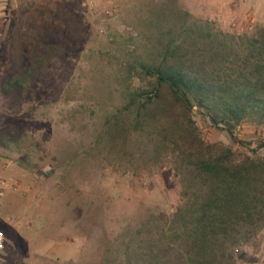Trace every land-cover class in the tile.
<instances>
[{
	"label": "rangeland",
	"instance_id": "1",
	"mask_svg": "<svg viewBox=\"0 0 264 264\" xmlns=\"http://www.w3.org/2000/svg\"><path fill=\"white\" fill-rule=\"evenodd\" d=\"M260 26L264 0H0V179L20 183L0 200V264H123L129 245L159 255L187 172L172 146L153 152L149 131L134 133L129 121L127 142H112L109 118L127 102L129 65L140 73L184 38L191 48L193 31L245 35ZM13 57L22 68L50 67L18 100L1 93ZM195 120L206 141L248 153ZM235 133L255 141L264 126L243 123ZM238 253L237 264H264V229Z\"/></svg>",
	"mask_w": 264,
	"mask_h": 264
},
{
	"label": "trees",
	"instance_id": "2",
	"mask_svg": "<svg viewBox=\"0 0 264 264\" xmlns=\"http://www.w3.org/2000/svg\"><path fill=\"white\" fill-rule=\"evenodd\" d=\"M188 39L191 48H186L185 38L180 45L170 42L161 61L142 65L140 73L129 65L127 102L109 118L112 142H127L122 124L129 121L132 132L149 131L153 152L172 146L187 172L184 202L175 207L173 226L160 229L161 238L167 240L161 248L156 246L159 255L146 257L144 252H131L129 245L123 264H237L241 246L264 229V156L260 154L264 138L246 141L235 133L243 123L264 126V26L245 35L200 29ZM49 54L43 52L42 60L50 59ZM11 61L1 80V93L7 98L18 100L31 90V77L38 70L44 78L50 73L49 66L22 68L16 58ZM196 114L248 153L206 141ZM142 243L135 250H144ZM171 250L180 252V257L172 260Z\"/></svg>",
	"mask_w": 264,
	"mask_h": 264
},
{
	"label": "built area",
	"instance_id": "3",
	"mask_svg": "<svg viewBox=\"0 0 264 264\" xmlns=\"http://www.w3.org/2000/svg\"><path fill=\"white\" fill-rule=\"evenodd\" d=\"M102 2L107 3L108 0H102ZM115 12H116L115 6L112 5V6L106 7L103 10V16H102L103 21L107 22V20L113 18ZM101 32L104 33L103 30ZM18 186H20L19 182L9 183L5 179H0V200L5 196V192L8 188H10V187L17 188ZM4 241H5V233H4V231L0 230V248H2L4 246Z\"/></svg>",
	"mask_w": 264,
	"mask_h": 264
}]
</instances>
